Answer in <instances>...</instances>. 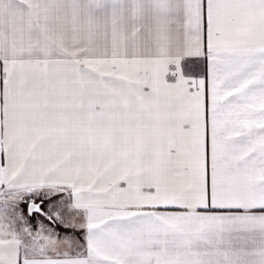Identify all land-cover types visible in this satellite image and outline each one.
Segmentation results:
<instances>
[{"label":"snow or ice","instance_id":"obj_1","mask_svg":"<svg viewBox=\"0 0 264 264\" xmlns=\"http://www.w3.org/2000/svg\"><path fill=\"white\" fill-rule=\"evenodd\" d=\"M0 264H264V0H0Z\"/></svg>","mask_w":264,"mask_h":264}]
</instances>
